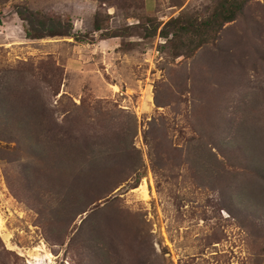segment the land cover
Listing matches in <instances>:
<instances>
[{
    "label": "rangeland",
    "instance_id": "374dc122",
    "mask_svg": "<svg viewBox=\"0 0 264 264\" xmlns=\"http://www.w3.org/2000/svg\"><path fill=\"white\" fill-rule=\"evenodd\" d=\"M0 264H264V0H0Z\"/></svg>",
    "mask_w": 264,
    "mask_h": 264
},
{
    "label": "trees",
    "instance_id": "16d2710c",
    "mask_svg": "<svg viewBox=\"0 0 264 264\" xmlns=\"http://www.w3.org/2000/svg\"><path fill=\"white\" fill-rule=\"evenodd\" d=\"M241 9V4L235 8L223 9L221 11L222 22L226 23L235 17L237 11ZM17 16L25 22V38L28 40H42L53 37H71L72 24L67 21L64 23L61 19L39 18L40 13L23 9L16 10ZM42 16V15H40ZM98 30V28H96Z\"/></svg>",
    "mask_w": 264,
    "mask_h": 264
},
{
    "label": "crops",
    "instance_id": "0c3cea01",
    "mask_svg": "<svg viewBox=\"0 0 264 264\" xmlns=\"http://www.w3.org/2000/svg\"><path fill=\"white\" fill-rule=\"evenodd\" d=\"M4 29V28H3ZM9 35V34H8ZM24 38H25V35H24ZM27 40V39H26ZM34 41V40H33Z\"/></svg>",
    "mask_w": 264,
    "mask_h": 264
}]
</instances>
